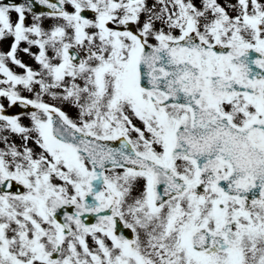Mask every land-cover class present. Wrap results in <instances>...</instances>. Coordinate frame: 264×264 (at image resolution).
<instances>
[{
	"label": "snow or ice",
	"instance_id": "snow-or-ice-1",
	"mask_svg": "<svg viewBox=\"0 0 264 264\" xmlns=\"http://www.w3.org/2000/svg\"><path fill=\"white\" fill-rule=\"evenodd\" d=\"M0 264H264V0H0Z\"/></svg>",
	"mask_w": 264,
	"mask_h": 264
}]
</instances>
